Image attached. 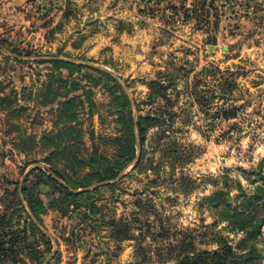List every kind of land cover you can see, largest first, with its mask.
Listing matches in <instances>:
<instances>
[{"label": "rangeland", "instance_id": "1", "mask_svg": "<svg viewBox=\"0 0 264 264\" xmlns=\"http://www.w3.org/2000/svg\"><path fill=\"white\" fill-rule=\"evenodd\" d=\"M211 63L244 73L237 119L212 121L187 94ZM175 67L188 75L174 126L192 157L169 161L152 129L144 165L137 137L109 178L127 161V119L96 70L137 119L149 82ZM263 194L264 0H0V264H166L183 241L218 249L213 227L238 243L232 216ZM260 239L264 264V226Z\"/></svg>", "mask_w": 264, "mask_h": 264}, {"label": "trees", "instance_id": "2", "mask_svg": "<svg viewBox=\"0 0 264 264\" xmlns=\"http://www.w3.org/2000/svg\"><path fill=\"white\" fill-rule=\"evenodd\" d=\"M45 62V61H43ZM58 64V61H54ZM178 74L167 73L160 71L156 79L149 82V103L152 105V109L147 113L139 111L137 121L134 117V111L129 99V95L122 88L120 83L111 74L103 71L96 70L101 75H107L108 78L113 80V89L108 90L111 92V96L114 98L116 108L121 104L122 112L121 116H125L127 119V125L122 129L121 136L117 139L120 141L121 146L125 150V158L127 161L119 167H112V172L109 178H114L118 175V171L122 169L129 161L134 159L137 154L136 144L138 143L137 137H140V144L142 150L140 153V165H144L147 159V149L145 148V142L148 137V133L155 129L152 138L154 139V148L160 149L163 155L169 158V161L184 160L183 158L192 157L193 153L186 151L183 144L180 143L177 137V133L181 131V128H176L174 123L179 114L174 110L177 103L176 95L173 97L172 91L177 89L179 80L186 78L188 72L185 71V67H175ZM238 71H232L229 69L223 70L219 66L214 64H208L198 72L194 78L193 84L189 85L186 82L187 94L193 98L194 102L203 107L208 116H211L212 121L221 119L223 121H231L237 119L241 114V106L235 105V101L238 100L236 91L239 89V83L237 81L238 75H242ZM208 77L214 81H218L217 85L207 86L209 82ZM100 79L102 77H99ZM183 80V79H182ZM204 83V89L199 90V86ZM217 88V89H216ZM170 91V92H169ZM180 93V91H177ZM179 96V95H177ZM176 98V99H174ZM215 99L222 100L221 106L213 105ZM138 110H141L139 105ZM215 108L214 112L211 110ZM236 123L231 126V129H237ZM213 130V127L208 129V133ZM204 135L208 133L203 132ZM192 153V154H190ZM138 155V154H137ZM121 164L120 162L117 163ZM173 165L171 172L166 173L172 175L176 170ZM152 170L160 176L161 167L152 166ZM166 170V169H165ZM165 172V171H164ZM167 172V171H166ZM159 174V175H158ZM169 177V176H168ZM172 177V176H170ZM261 189V187H259ZM220 194L217 192L212 200H216ZM218 198L215 205H218L222 201ZM236 212L232 218L233 223L239 230L245 232V236L241 240L232 244L228 241L217 228H211V239L218 243L219 247L215 250L197 249L193 243H187L185 241L179 244H174L175 248L179 250V255L175 259L168 261L166 264H261L260 258L262 256V250L258 243L263 235L264 226V194L255 195L252 198V203L245 206L244 209Z\"/></svg>", "mask_w": 264, "mask_h": 264}, {"label": "water", "instance_id": "3", "mask_svg": "<svg viewBox=\"0 0 264 264\" xmlns=\"http://www.w3.org/2000/svg\"><path fill=\"white\" fill-rule=\"evenodd\" d=\"M136 121H137V119H136ZM137 156H139V153H138V155Z\"/></svg>", "mask_w": 264, "mask_h": 264}]
</instances>
